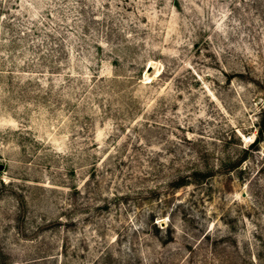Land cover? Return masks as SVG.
I'll list each match as a JSON object with an SVG mask.
<instances>
[{"label":"rangeland","instance_id":"rangeland-1","mask_svg":"<svg viewBox=\"0 0 264 264\" xmlns=\"http://www.w3.org/2000/svg\"><path fill=\"white\" fill-rule=\"evenodd\" d=\"M0 264H264V0H0Z\"/></svg>","mask_w":264,"mask_h":264},{"label":"trees","instance_id":"trees-1","mask_svg":"<svg viewBox=\"0 0 264 264\" xmlns=\"http://www.w3.org/2000/svg\"><path fill=\"white\" fill-rule=\"evenodd\" d=\"M260 139H261V136L257 135L251 145H254L256 142L260 141Z\"/></svg>","mask_w":264,"mask_h":264}]
</instances>
